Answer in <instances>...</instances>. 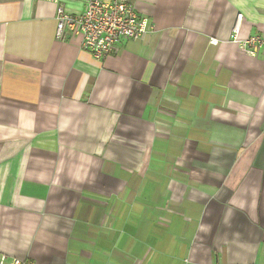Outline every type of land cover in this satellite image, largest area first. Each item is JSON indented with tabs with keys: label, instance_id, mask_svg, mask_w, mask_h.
<instances>
[{
	"label": "crops",
	"instance_id": "1",
	"mask_svg": "<svg viewBox=\"0 0 264 264\" xmlns=\"http://www.w3.org/2000/svg\"><path fill=\"white\" fill-rule=\"evenodd\" d=\"M126 1L151 29L97 59L0 0V264H264V0Z\"/></svg>",
	"mask_w": 264,
	"mask_h": 264
},
{
	"label": "built area",
	"instance_id": "2",
	"mask_svg": "<svg viewBox=\"0 0 264 264\" xmlns=\"http://www.w3.org/2000/svg\"><path fill=\"white\" fill-rule=\"evenodd\" d=\"M57 5L56 37L64 40L67 33L82 36V48L90 51L97 59L117 54L122 40L140 39L147 35L151 26L142 18L135 6L126 0H84L81 12L69 11L67 0H38ZM242 14H238V22ZM232 41L251 55H257L264 46V37L259 34L241 38L239 27L233 29ZM3 264H36L30 258L13 257Z\"/></svg>",
	"mask_w": 264,
	"mask_h": 264
}]
</instances>
